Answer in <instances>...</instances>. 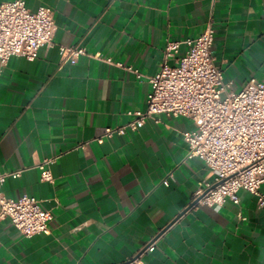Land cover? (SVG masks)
<instances>
[{"label": "crops", "instance_id": "0c3cea01", "mask_svg": "<svg viewBox=\"0 0 264 264\" xmlns=\"http://www.w3.org/2000/svg\"><path fill=\"white\" fill-rule=\"evenodd\" d=\"M25 2L51 7L56 31L36 59L0 65V173L23 169L2 192L37 197L53 219L49 233L31 236L1 220L0 264H127L151 243L143 264H264V208L255 195L240 190L239 203L189 207L215 179L203 159L188 157L191 119L159 114L96 140L146 109L167 43L199 36L209 21L215 63L231 89L263 80L264 0ZM60 45L88 55L64 62ZM45 158L53 159L52 182L37 167Z\"/></svg>", "mask_w": 264, "mask_h": 264}, {"label": "built area", "instance_id": "2783aa9c", "mask_svg": "<svg viewBox=\"0 0 264 264\" xmlns=\"http://www.w3.org/2000/svg\"><path fill=\"white\" fill-rule=\"evenodd\" d=\"M56 31L53 10L40 6L31 10L25 0L0 4V65L13 56L34 60L39 50L53 43ZM215 41L213 22L197 37L169 41L164 50L160 70L150 77L152 86L144 111H130L133 117L124 125L107 127L98 142L126 130H137L148 119L159 114L184 116L194 127L183 133L188 144V157L203 159L214 172V181H206L197 189L193 205L220 206L226 201L239 203V191L247 190L264 208V79L251 78L239 91L224 81L222 69L215 63L212 46ZM185 51L180 54L181 46ZM64 62L75 64L88 55L80 45H60ZM89 56L123 66L100 54ZM174 61V64H170ZM131 69V68H129ZM52 158L37 167L41 179L52 182ZM23 169L0 173V221L10 222L24 235L49 233L53 219L41 200L29 194L9 198L2 187L9 177H19ZM170 174V178H171ZM169 184V178L163 181ZM154 243L144 248L127 264H143L141 256L155 249Z\"/></svg>", "mask_w": 264, "mask_h": 264}, {"label": "water", "instance_id": "95a60500", "mask_svg": "<svg viewBox=\"0 0 264 264\" xmlns=\"http://www.w3.org/2000/svg\"><path fill=\"white\" fill-rule=\"evenodd\" d=\"M192 205H193V203H192L189 207H191ZM189 207H188V208H189Z\"/></svg>", "mask_w": 264, "mask_h": 264}]
</instances>
